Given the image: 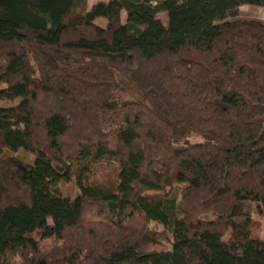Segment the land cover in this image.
<instances>
[{"label": "trees", "instance_id": "16d2710c", "mask_svg": "<svg viewBox=\"0 0 264 264\" xmlns=\"http://www.w3.org/2000/svg\"><path fill=\"white\" fill-rule=\"evenodd\" d=\"M244 5L264 0H0V264H264V22Z\"/></svg>", "mask_w": 264, "mask_h": 264}, {"label": "rangeland", "instance_id": "374dc122", "mask_svg": "<svg viewBox=\"0 0 264 264\" xmlns=\"http://www.w3.org/2000/svg\"><path fill=\"white\" fill-rule=\"evenodd\" d=\"M96 1L98 0H87V8H90L93 5V3ZM103 1H106V0H103ZM237 18L241 20H258V21L264 22V7H254V6H247V5L241 6L238 8ZM119 19L121 23L125 22L124 12L120 13ZM157 19L163 25H166V16L164 13L157 14ZM94 23L95 25L99 27H104L106 24V21L104 19L98 18L95 20ZM15 103L16 102H12V103L2 102L0 103V106L8 107V106L14 105ZM190 142L197 143L199 142V138L193 137L190 140ZM9 154L26 163H31L34 160V155L32 153L23 151V150H19L16 153H9ZM110 169L111 168H106V167L100 168L98 170V177L99 178H108V177L110 178L112 176V171H110ZM58 189L62 196L68 197L70 199H73L78 194V189L76 188L72 180L67 183L59 184ZM254 218L255 220L260 221V227H259V232L257 233V236L259 237V239L264 240V219L259 220L257 217H254ZM142 224L143 223L141 222L138 224V226L140 227ZM144 226L146 227L148 231L157 233L162 236L160 239V242L164 250H168L170 248L169 243L164 240L165 238L164 235L166 234L163 231V228L159 224L153 223V222H147L144 224ZM42 244L44 247H50L52 245L57 244V242L48 240L46 242H43Z\"/></svg>", "mask_w": 264, "mask_h": 264}]
</instances>
